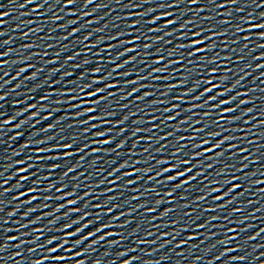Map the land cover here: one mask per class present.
<instances>
[{
    "label": "snow or ice",
    "instance_id": "obj_1",
    "mask_svg": "<svg viewBox=\"0 0 264 264\" xmlns=\"http://www.w3.org/2000/svg\"><path fill=\"white\" fill-rule=\"evenodd\" d=\"M34 0H26V3H33ZM78 0H64V4L65 7H69L72 6L74 7L77 4ZM147 2V0H146ZM182 2H184V0H171L170 3H166L165 0H161V2L158 4V7L161 9L160 13L158 15L153 16L151 19H149L148 21H146L147 24L152 25L155 24L157 21L167 18L169 16L172 15L171 12L168 11H163L164 8L167 7H178ZM205 0H186V3L189 5H197V4H201L204 3ZM208 2L212 3L215 5V0H208ZM89 3H92V0H84V7H87V5ZM238 3V0H223V3L217 5L218 7H224L227 4H236ZM21 7H23L24 5H20ZM104 5H97V8L103 7ZM126 7H139V4H132L131 0H129V3L127 5H125ZM260 6V5H257ZM36 9H34L35 11ZM203 8H197L196 9V13H199L200 11H203ZM95 11V9H94ZM156 9L153 8H149L148 12H155ZM184 11H188V9H184ZM237 12H242L243 9H236ZM69 14L71 13V8L69 9ZM84 15H89V13L85 12L83 13ZM8 13L4 12V13H0V17L3 16H7ZM130 16H143L145 14H137V13H130ZM230 15V14H229ZM261 16L264 17V13H261ZM60 19L59 17H53V20H57ZM209 19H214V17H205L203 21H201V24H203L204 22H206ZM245 18L244 17H240L241 22H243ZM248 22H249V27L247 29V31L251 32L252 29H264V24H260V23H253L252 22V17H248ZM0 23H3V20L0 19ZM69 24H74L75 21L74 20H70L68 21ZM176 23L175 20L173 19H165L164 24L162 25L161 28H147L146 30L149 32H158L161 31L163 29H167L169 28L171 25H174ZM221 23L224 24H230L231 21L230 20H224L221 21ZM139 24H140V19H133L131 22V29L132 32L135 33L134 35L129 33V35L131 36L130 39L128 40H120L121 44H128V45H132L131 47H126L123 49L122 52L118 53V57L119 56H124L127 53H133V55L129 56L128 59H126L124 61V64H131L134 63L137 59V55L136 53L139 52V49L135 46L136 44H138L139 40H140V33H139ZM195 24V21H186V22H182L180 23L179 26V35H180V39L183 40L185 38V36L190 35L192 38L185 44V43H181L179 45H177V47L172 48L171 50H169L167 52V56L169 58L173 57L174 55H176L177 53L180 52L181 49L184 48H188L189 51L186 53V55L190 58H194L197 57L199 58V64H193L192 68L189 70V72H187L185 74V76L181 79L180 81V85L184 84L185 79H187L190 75L191 72L193 71H207L208 72V76L204 77L203 79L201 78H196L195 82L191 85V87H189L187 89L186 92H184L182 95L179 96H175L172 99L174 101H183L185 99V97L191 95L192 93H195L198 89L199 86L201 84L206 85L205 87H203L202 90L199 91V95H191V99L194 101H199L201 100V98H203V103L201 104H196L193 103L191 104L188 108L185 109V111L187 113H189L187 119L185 121H182V123H195L196 121H192V115H193V110L197 107L199 108H204V107H210L213 110H219L220 111V115L219 117L216 119L215 123L218 125H223V124H227L229 123V121H239L240 117L239 116H228L226 114H230V113H234L236 111V108H232V107H223L221 108V105H229L231 104L233 101L237 100V96H232L230 99H221L218 102L217 101V97L218 96H224L226 93L231 92L232 88H235L236 85L240 84L241 79H243V77H241L240 79H236L235 83L233 84L232 88H228V87H223V89L221 90V86L223 84V81L225 79L228 78V70L225 69V75L219 77L220 83H216L214 82L217 79V72H218V67L217 65V61L220 59L219 55H205V53H211L212 50L216 47L215 43H213L212 41H214V39L218 36H222L224 35V32H218L216 30H214V26L210 25V29H212L211 31H209L207 34H205V29L201 26L200 28H198L195 31H190L187 32L185 31L186 29H188L189 25ZM61 27H66V25H61ZM86 27V25H85ZM80 29L77 28H72L70 30V32L68 33V35H72L76 32H78ZM104 29H97V31H103ZM36 31H40V29H36ZM175 31V30H174ZM234 31L235 32H240L242 31V28L240 26V24H236L234 27ZM0 35H2V33H0ZM27 35V34H25ZM124 35L123 32H117L114 36H110L108 37L109 40H117L120 37H122ZM165 36H171L173 35V32H169L166 31L164 33ZM257 36L258 39L264 40V31H260L257 32L255 34ZM64 39H67V37H63ZM85 40L88 39V35H86L84 37ZM244 41L247 42L250 37L249 36H244L243 37ZM154 40L156 42L159 43H168L171 44V41H165L163 36H156L154 37ZM3 44H8L10 43L9 41H3ZM97 43H99V41H97ZM206 45V46H205ZM145 50L149 49L152 47L151 43H145L142 46ZM226 47V45H225ZM248 45L247 43H245L243 45L242 48L239 49V51L242 53L244 51L245 48H247ZM258 47L260 48H264V44H260L258 45ZM87 51V50H86ZM156 53L158 55L155 56L153 63L154 64H161V62L164 61V54L162 52V49L157 47L155 49ZM8 53L7 52H0V57L2 56H6ZM78 55V54H77ZM145 55L147 56V51H145ZM184 55L185 54H181L178 59L176 60H172L169 59L167 61V63L165 64L164 67H154L151 69L152 72H157V73H163L168 71V66L171 64H181L184 62ZM261 57H254V59H260ZM30 59V58H29ZM74 59V56L69 55L66 57V62L68 61H72ZM241 57H237V60H241ZM85 63H87V61H85ZM188 63H192L191 60L188 61ZM205 65H207V67H205ZM3 65L0 64V67H2ZM28 67H32L31 64L28 65ZM76 67H80V65H76ZM117 69L124 67L123 64H116L115 66ZM264 67V65H260L257 64L256 68H261ZM27 69L25 67H21L19 69V71L17 72V75H19L22 72H25ZM101 71V69L99 67H94L92 69L93 73H99ZM4 75H7V73H4ZM65 75H70L69 73H65ZM118 75L121 76H127L128 73L127 72H122V73H118ZM262 76H264V73H261ZM36 76V73L33 72L32 77H30L31 79H34ZM109 76H111V73H109ZM153 79H167V77H152ZM13 79H15V77H13ZM105 81L107 80V77L103 78ZM139 79H146V77H140ZM5 83H7V81H5ZM72 86L69 87L68 89L64 90L67 95H66V100H67V104H65V107L71 108L73 109L72 115L75 118H79V117H85V119L79 120L77 119L76 122L84 125V132H87L89 130V125L92 128H97V127H101L103 129L104 125H111L113 124L112 120L107 119V117H113L115 115V113L113 111H104L101 112L99 116L95 115V113L100 111V106L101 105H106L108 102V99L110 96L113 95L112 92H108L107 94H105L106 89H111V88H115L117 87L116 84H108V83H104V86H96L93 88V85H99L100 84V78L94 77L92 79L91 83H85L82 84L80 86V88L77 90L75 88V83L71 82ZM124 83L126 85H136L138 83L137 80H128V81H124ZM179 85H169L166 89V92H170L173 89H175L176 87H178ZM77 91L80 93V95H77ZM139 89L135 86H132L130 88V91H128L125 96H122V98L125 97H131L134 93L138 92ZM216 92V95H212L211 93ZM151 95V93L149 92H145L143 94V96H136V100L137 101H143L145 99V97ZM239 95V94H237ZM0 99H3L2 96H0ZM48 97L47 96H42L41 100L43 101H47ZM209 102H213V103H209ZM59 103H63L62 101H58ZM157 103L156 101H153V104ZM247 103V101L245 100H239L237 107L239 106V104H244ZM29 108H34L35 105H29ZM117 107H120L124 110L127 109V104H123V105H117ZM179 109V103H173L171 105V107H166L164 109V112L166 113H175V115H166L165 117H163V120L165 121H175L177 116L179 115L178 112ZM249 112L252 111L251 108L248 109ZM212 112L209 111H205L202 113V116L205 120H208L211 118L212 116ZM33 116H36L37 113L33 112L32 113ZM130 115H134L133 113H128L126 115H124L121 119L116 120L114 123L116 125L115 131L117 132V134H122L126 131V129L124 128V124L125 122H127L129 120V116ZM262 116H264V113H261ZM47 119V117H45ZM157 117L155 115H150L148 118V123L147 126L144 127H139V126H134L132 128V132H131V137L133 139V147L135 146V144L140 143L141 141H147L148 142V146H146L143 151L145 153L148 152L149 147H151V145L153 144V142L159 143L160 141H164L167 140L169 137L174 135V132H168L165 133L163 136H155L153 135V133L159 128V123H157ZM97 122V123H91V122ZM10 121H4L3 123H9ZM261 124H264V120L260 121ZM135 125H140L143 124V121H135L134 122ZM17 127H20V125H17ZM54 127V125H52L51 123L48 124V128L44 129V131H48L50 129H52ZM235 130V129H234ZM113 131L112 127H108L106 130H99L96 131L94 133L95 136L97 137H105L106 133L108 136H111V133ZM205 132V128H199V129H194L193 130V135L191 137H185V136H179L176 137V144L178 145V147H176L175 149L172 150V155L168 156L166 158L163 159H158L156 160V163L158 165H163V167L158 168L155 175H148L147 179L150 181H156L157 177L163 176V182L165 183H172V189L170 191H167L165 193L166 196H168L169 198H171L174 194V192L177 189H181L184 188L185 186L189 185L190 182L195 181L196 178L198 176H200L202 173L200 171H197L195 173V175H192L194 169L197 167V164H201L203 165V160L204 159H219L222 158L224 156V152L223 151H217L218 149L221 148V146L225 145L227 143V148L226 151L232 152V149H237V145L231 143V141L234 139L233 136L230 135H223L222 136V132H223V128L221 127L220 131H211V132H207V138L201 139L200 143L197 144L194 141L196 140V137L198 134L200 133H204ZM143 133L144 135H139ZM17 135H19V133H17ZM219 139H216L218 137H221ZM49 140L52 139V137H48ZM182 141H184V143H181ZM214 141V142H212ZM30 143V142H29ZM38 144L43 143V141H37ZM93 143H102V144H110L112 143L111 139H102L99 141H93ZM126 143L125 139L122 137L117 143H116V149H120L123 147V145ZM208 147H206V145H209ZM28 145L26 144L25 147H27ZM74 147V141L71 142H64V143H60V144H54L52 145L51 149H46V148H42V147H38L35 149V151L39 154V153H44L46 151H58V150H63L60 155L58 156H54L51 157L52 159H68L70 157H72L73 155H79V161H82L84 159L83 153L85 151V149H87L88 145L84 144L81 147H76L75 151H72ZM186 147H191L192 149H201L200 151H192L190 153L187 154V157L184 159H178V155L183 153L184 148ZM166 148V145L160 144L159 147L155 148V151L157 152H164ZM116 149H113V151H115ZM238 152L243 153L246 151V149L244 148H238L237 149ZM92 153H96L99 152L100 149L98 148H93ZM215 152V157L212 156H207L206 154L209 153H213ZM236 156V152H232L231 156L229 157L230 159L235 158ZM32 158L29 157V160H31ZM46 159V157H44L43 155H37L36 160L39 163H43V161ZM245 160H247V157H244ZM79 161L76 164V167L78 168L79 165ZM16 163L18 165H23L24 161L23 160H17ZM92 163H96L95 160L92 161ZM128 161H125L124 163H122L120 165L119 169H114L113 171L118 172L120 169H123L124 167H126L128 165ZM133 165L138 163V161H133L132 162ZM206 168H211L212 164L209 163L207 165H203ZM32 167V165L29 163V165L27 167H19L18 168V172L19 173H27L29 172V169ZM60 165L59 164H52L50 165V168L54 171L55 169L59 168ZM246 167V164H242L241 168L239 169L240 171L243 170V168ZM230 170L229 166H221V168L219 169V172L217 173V175H221V174H226L228 173ZM74 168L73 166L69 165L67 167V170L64 172V176H67L68 173L73 172ZM113 171H110L108 173L109 176L113 175ZM143 171V173H151L152 169L149 167H145L143 169H139L136 167H133L131 171L124 173V176H136L137 179H140L139 173ZM233 171H235V169H233ZM168 173H173L171 175H168ZM186 177V178H185ZM21 180H28L29 176L28 175H22L20 176ZM117 179H119V177H117ZM248 177L247 175H242L240 177H237L236 175H231L226 176L223 183L228 185V189L227 191L224 192L223 196L217 195L214 198V200H222L224 199L225 196L228 195L229 192H235L237 189H240L242 187V185L240 183H235V181L237 180H245L247 181ZM136 181L134 180H127L126 184H134ZM5 183H7V181H5ZM36 184L41 183L40 180H36L35 181ZM101 183H104V181H101ZM113 183H115L113 181ZM16 187H20L19 183L16 185ZM54 186L52 184H48V189H52ZM37 191L36 188H29L27 190V194H32L35 193ZM57 191H63L62 188H57ZM153 191H155L153 189ZM211 192H219L221 191V188L219 187H215V188H211L210 189ZM243 192H240L239 195H243ZM21 196L25 195L24 192L20 193ZM65 196L71 197L73 195L72 192H67L64 193ZM85 196L88 195V193L84 194ZM49 197H45V199H48ZM135 198V197H134ZM37 197L35 195H31L30 200L27 201V203H31L32 201L36 200ZM114 199V198H112ZM199 200H203L204 196H200L198 197ZM235 199V197H234ZM232 201H229L228 203H231ZM78 203L77 199L72 198V199H67V205L70 206L68 211L65 212V217L68 216L69 212L71 213H78L80 214V220H84V217L87 215L86 212L84 213H80V209L75 207V205ZM106 203H110V201H106ZM155 205L159 206L162 201L160 199L155 200ZM226 205H218V207L222 210ZM65 205L64 204H60L58 205V208H64ZM87 207V206H86ZM96 207H99V205H97ZM146 212L148 213H155L156 211V207H146L145 208ZM213 211H215L216 209H212ZM29 211H35V209H29ZM112 208L108 207L107 208V212H111ZM174 211V209H165L162 213H161V217H167L170 212ZM241 209L237 208V209H233V212H240ZM25 216L28 215V212L24 213ZM39 219V217H38ZM118 219V217H117ZM152 219H156L155 216H152ZM210 220H216L218 219L216 216H212L209 218ZM92 223L91 220H89L87 223L84 224V228H87L90 224ZM125 223H128V221H125ZM73 225H77L75 227L74 231H71L69 229H72ZM24 225H21V227H23ZM64 231V237H65V242H67L68 238L71 237H76L79 233H81L83 231V229L79 226V222L76 220H73L71 223L65 222L62 225ZM109 225L104 224L102 227H97L96 231L97 232H101L103 231V229L108 228ZM196 228H203L204 224L202 223H198L195 225ZM229 231H232L231 229ZM261 231H264V229H261ZM150 235V233H148ZM107 235H113V233L109 232L107 233ZM163 235L167 236V233H163ZM257 235H259V233H257ZM94 236V233L89 231L87 233V236H82L81 238L75 239L73 246L81 244L83 240H87L89 237ZM190 238H194V237H190ZM255 237H250V239H254ZM8 240H16L18 239V237H8ZM100 239H104V236H101ZM57 238L56 236H52L51 238L48 239L47 243L48 244H53L54 241H56ZM93 243H96L95 240L92 241ZM140 243H144L145 241H139ZM168 243H171V241H168ZM187 243V241H180V244H185ZM219 243L221 244H225L227 245L229 243V239H224L219 241ZM163 246V245H162ZM17 247H19V245H17ZM59 248H63V244H58L57 247H52L49 249V252L51 253H55ZM4 250L3 247H0V252H2ZM228 251H230L231 249H227ZM30 251H34V249H30ZM17 255H19V253H17ZM77 256L81 255V253L77 252L76 253ZM221 255H224V252H221ZM52 260L54 261H64L67 259V257L64 256H53L50 257ZM136 259V258H133ZM216 259H219V257H216ZM246 258L243 256H239V257H233L232 261H244ZM37 264H43L42 261H37ZM80 264H83V261H80ZM97 264H99V262H97ZM124 264H131V261H124Z\"/></svg>",
    "mask_w": 264,
    "mask_h": 264
},
{
    "label": "water",
    "instance_id": "obj_2",
    "mask_svg": "<svg viewBox=\"0 0 264 264\" xmlns=\"http://www.w3.org/2000/svg\"><path fill=\"white\" fill-rule=\"evenodd\" d=\"M128 3L129 0H92L84 7V0H78L74 7H65L64 0H0V13H8L0 17V52L8 53L0 57V110L100 32L97 29L105 28L121 15ZM98 4L104 6L97 8ZM70 20L75 23L69 24ZM38 28L40 31H36ZM72 28L80 30L68 35ZM21 67L27 70L17 75ZM33 72L36 76L31 79Z\"/></svg>",
    "mask_w": 264,
    "mask_h": 264
}]
</instances>
